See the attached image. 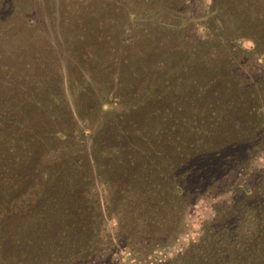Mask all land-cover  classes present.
I'll return each instance as SVG.
<instances>
[{
  "label": "rangeland",
  "instance_id": "rangeland-1",
  "mask_svg": "<svg viewBox=\"0 0 264 264\" xmlns=\"http://www.w3.org/2000/svg\"><path fill=\"white\" fill-rule=\"evenodd\" d=\"M259 3L0 0V264H208L264 175Z\"/></svg>",
  "mask_w": 264,
  "mask_h": 264
},
{
  "label": "trees",
  "instance_id": "trees-1",
  "mask_svg": "<svg viewBox=\"0 0 264 264\" xmlns=\"http://www.w3.org/2000/svg\"><path fill=\"white\" fill-rule=\"evenodd\" d=\"M243 1L253 8L261 4L260 0ZM258 11L264 19L263 8ZM242 189V203L228 215L217 213L210 228L191 243L188 258L196 255L208 264H264V175L260 185L246 184Z\"/></svg>",
  "mask_w": 264,
  "mask_h": 264
}]
</instances>
